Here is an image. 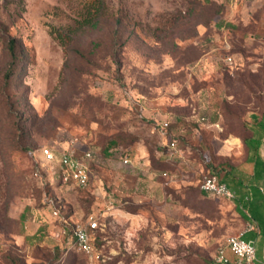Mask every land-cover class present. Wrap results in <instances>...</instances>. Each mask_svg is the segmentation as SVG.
<instances>
[{
	"label": "rangeland",
	"instance_id": "rangeland-1",
	"mask_svg": "<svg viewBox=\"0 0 264 264\" xmlns=\"http://www.w3.org/2000/svg\"><path fill=\"white\" fill-rule=\"evenodd\" d=\"M263 111L264 0H0V264H217L246 201L198 185L245 161ZM43 146L91 152L89 186ZM54 209L97 218L91 254Z\"/></svg>",
	"mask_w": 264,
	"mask_h": 264
},
{
	"label": "built area",
	"instance_id": "built-area-1",
	"mask_svg": "<svg viewBox=\"0 0 264 264\" xmlns=\"http://www.w3.org/2000/svg\"><path fill=\"white\" fill-rule=\"evenodd\" d=\"M168 123L159 124L158 130L161 135L167 131ZM170 146L174 147L175 142H170ZM40 157L48 164L55 166L57 180L65 186L77 189H85L90 184L91 170L90 163L94 161V157L89 151L76 152L72 148L61 150L50 149V147H42L40 149ZM122 163L129 165L130 161L127 156L122 157ZM37 176V174H35ZM198 188L201 192L226 199L236 200L237 196L234 191L221 182L215 175H205L202 177ZM52 215L62 224L70 227V234L74 241L76 249L84 254H91V231L97 228V218L89 216L85 226L79 224H70L69 219L61 214L60 210H52ZM256 230L252 222H248L243 233L229 236L224 247L219 249L215 255L217 264H229L226 254L229 252L235 259L234 264H264V257L260 259L256 256L255 242L246 239L245 234Z\"/></svg>",
	"mask_w": 264,
	"mask_h": 264
},
{
	"label": "trees",
	"instance_id": "trees-1",
	"mask_svg": "<svg viewBox=\"0 0 264 264\" xmlns=\"http://www.w3.org/2000/svg\"><path fill=\"white\" fill-rule=\"evenodd\" d=\"M88 14H89V17H91V14L90 13ZM93 22H94V18H86L84 26L95 25L96 23H93ZM7 44H8L7 46H8L9 60H10L9 65H8L7 75H12L14 68L20 65V57L16 53L15 39L9 40ZM201 119L204 120V118H201ZM169 128H170V124L168 123L167 130ZM250 132H251V136L247 139H244L243 141V144L246 148V153H247L245 161L236 167H230L229 169L225 170L223 173H221V176L217 172L212 171L209 173V175L217 176L221 182L225 183L230 188H235L238 184H241L242 179H245V177L246 178L254 177L255 179L258 178L256 177V173H254V171L257 169V167H259V163L257 161L258 150L264 138V111L259 121H257L252 127H250ZM43 147H49V146H43ZM116 148L117 147H112L109 150L111 151V153L115 155L118 151V149ZM91 165L92 163H90V170H91ZM36 170L32 172L33 179L35 177ZM252 197H253L252 201L247 200L245 202V208L241 204L239 205V211L247 210L248 212L247 215L242 214V216L248 222L255 223V226L257 227V231H258L257 235L260 238L261 251H262L263 245H264V194L261 193L259 188L254 187L252 189ZM97 229L98 228H96L95 230L91 232H96ZM92 236L94 240V237H95L94 234L91 235V238ZM72 243H73L72 247L76 249L73 239H72ZM226 256L229 259V262H230L229 264H234L235 259L229 252L226 254ZM261 257H262V254H261Z\"/></svg>",
	"mask_w": 264,
	"mask_h": 264
},
{
	"label": "crops",
	"instance_id": "crops-1",
	"mask_svg": "<svg viewBox=\"0 0 264 264\" xmlns=\"http://www.w3.org/2000/svg\"><path fill=\"white\" fill-rule=\"evenodd\" d=\"M234 140L236 142H234L232 140L233 144H238V141L236 139H234ZM263 140H264V138H263ZM263 140H262L261 145H260L259 150H258L257 161L259 163V167H257V169L254 171V173H256V177H258V178L255 179L254 177H249V178L245 177V179H242V183L238 184L235 188L229 187V189H231L232 191H234L236 193L238 200H239V198H242L241 200H243V201H247V200L252 201V199H253L252 189L254 187L259 188L261 193H263V190H262L263 187H261V185H260V184L264 185V141ZM254 225H255V223H254ZM246 236H248V234ZM261 254H262V257H264V245H263V249L261 251Z\"/></svg>",
	"mask_w": 264,
	"mask_h": 264
}]
</instances>
